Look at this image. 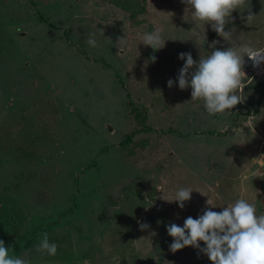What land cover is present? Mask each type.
Instances as JSON below:
<instances>
[{
    "label": "rangeland",
    "instance_id": "rangeland-1",
    "mask_svg": "<svg viewBox=\"0 0 264 264\" xmlns=\"http://www.w3.org/2000/svg\"><path fill=\"white\" fill-rule=\"evenodd\" d=\"M247 4L226 25L229 43L181 0H0V241L13 244V229L24 234L15 242L31 238L19 256L33 264H211L191 246L170 251L166 226L203 214L209 196L213 211L242 196L264 214V65L245 57L243 102L226 114L167 86L179 53L198 61L213 41L264 47V0ZM154 27L168 40L157 51L140 39ZM135 107L152 128L124 147L143 129ZM178 186L203 194L180 209L164 200ZM44 234L55 257L35 251Z\"/></svg>",
    "mask_w": 264,
    "mask_h": 264
},
{
    "label": "clouds",
    "instance_id": "clouds-1",
    "mask_svg": "<svg viewBox=\"0 0 264 264\" xmlns=\"http://www.w3.org/2000/svg\"><path fill=\"white\" fill-rule=\"evenodd\" d=\"M181 2L187 5L186 11L191 13L194 20L203 22L205 26L209 25L217 36L229 43L235 38L233 28L226 30V25L233 19V12L237 10L241 12V9L245 12L250 9L247 0H181ZM255 16L249 12L246 22L253 21ZM140 39L154 51L164 48L165 42L168 41L164 38L163 30L158 27L141 34ZM86 42L90 47H97L95 33H90ZM218 43L220 41H213L209 46L214 50L207 56H201L198 61L193 59L190 52L179 53L178 58L183 60L184 64L179 69L176 80L167 81L169 88L177 82L180 90L190 88L191 100H202L209 116L232 112L237 104L243 102L241 91L248 85L244 71L245 57L254 67L264 65V47L238 44L236 47L225 49L217 48ZM155 59V56L151 57L153 62ZM259 79L263 80L264 75L260 74ZM193 190L197 188L178 186L172 190V198L164 200L177 202L178 207L183 209L185 202L191 200ZM209 190L215 191V187L209 185ZM209 197L206 205L210 207H206L203 214L196 218L187 217L182 226L176 223L166 226L168 235L173 238L169 245L170 251L175 253L191 246L204 253L211 264H264V214H257L255 205L242 196L231 204H225L226 207H222L221 211H213L212 209L219 205L213 202L211 196ZM140 227L143 230L150 225L142 223ZM200 242H203V245ZM35 251L40 258L55 257L58 245L44 234ZM0 264H33V260L28 256L10 254V247H6L4 242L0 241ZM85 264L88 262L85 261Z\"/></svg>",
    "mask_w": 264,
    "mask_h": 264
},
{
    "label": "trees",
    "instance_id": "trees-1",
    "mask_svg": "<svg viewBox=\"0 0 264 264\" xmlns=\"http://www.w3.org/2000/svg\"><path fill=\"white\" fill-rule=\"evenodd\" d=\"M117 4H118V6H120L124 10L129 9L128 8L129 7L128 2L123 4V3L117 1ZM136 14H138V10L130 9L129 15L131 17L135 16ZM263 102H264V85H263V92H262V94L259 95V98H258V104L259 103H263ZM143 109L144 108H140L139 109L138 107H135L134 109H132L130 111V113H132L133 119L137 122L138 125H140V127H143V129L142 128L141 129L136 128L133 132H131L129 135H127L125 140L122 142V145L124 147H127L129 145L130 140H132L133 135L135 133H138L141 130L148 131V130H150L152 128L150 125H148L147 113H146V110H143ZM19 232L20 231H17V230L13 229V244L9 245L10 251H12L15 256H19L23 252H25L30 247L31 242H32L31 238L27 239L24 242V244H20V243L15 242L14 241L15 238L16 239H20V238H22L24 236V234L22 236H19L20 235ZM30 235L34 236V234H30Z\"/></svg>",
    "mask_w": 264,
    "mask_h": 264
},
{
    "label": "built area",
    "instance_id": "built-area-1",
    "mask_svg": "<svg viewBox=\"0 0 264 264\" xmlns=\"http://www.w3.org/2000/svg\"><path fill=\"white\" fill-rule=\"evenodd\" d=\"M259 72H260V74H263L264 75V70H260Z\"/></svg>",
    "mask_w": 264,
    "mask_h": 264
},
{
    "label": "water",
    "instance_id": "water-1",
    "mask_svg": "<svg viewBox=\"0 0 264 264\" xmlns=\"http://www.w3.org/2000/svg\"><path fill=\"white\" fill-rule=\"evenodd\" d=\"M109 130H111V128H109Z\"/></svg>",
    "mask_w": 264,
    "mask_h": 264
}]
</instances>
